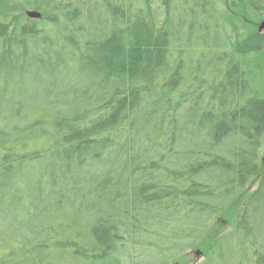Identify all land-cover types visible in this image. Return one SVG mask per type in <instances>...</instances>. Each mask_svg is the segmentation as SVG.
<instances>
[{
  "label": "trees",
  "instance_id": "16d2710c",
  "mask_svg": "<svg viewBox=\"0 0 264 264\" xmlns=\"http://www.w3.org/2000/svg\"><path fill=\"white\" fill-rule=\"evenodd\" d=\"M218 9L0 0V264H264V34Z\"/></svg>",
  "mask_w": 264,
  "mask_h": 264
},
{
  "label": "rangeland",
  "instance_id": "374dc122",
  "mask_svg": "<svg viewBox=\"0 0 264 264\" xmlns=\"http://www.w3.org/2000/svg\"><path fill=\"white\" fill-rule=\"evenodd\" d=\"M217 6L221 15L224 17V25L228 33L235 34L237 32H249L255 31L257 33L264 34V28L260 30L261 24L264 23V0H259V6L263 7L259 10L254 9L249 5L248 0H213ZM260 64L263 66L262 76L259 77V81L256 85L259 92L264 96V47L258 56ZM262 61V62H261ZM258 63V60H255ZM220 223V224H219ZM220 225V226H219ZM219 226L221 230L223 227L220 222H215L211 226L210 231ZM201 260L200 250L190 251L173 264H196Z\"/></svg>",
  "mask_w": 264,
  "mask_h": 264
},
{
  "label": "water",
  "instance_id": "95a60500",
  "mask_svg": "<svg viewBox=\"0 0 264 264\" xmlns=\"http://www.w3.org/2000/svg\"><path fill=\"white\" fill-rule=\"evenodd\" d=\"M263 28H264V23L261 24V26H260V30L263 29Z\"/></svg>",
  "mask_w": 264,
  "mask_h": 264
}]
</instances>
